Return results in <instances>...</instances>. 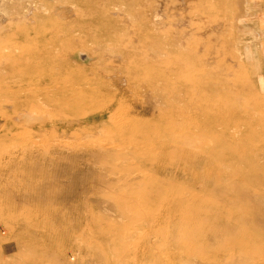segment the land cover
<instances>
[{
    "label": "rangeland",
    "instance_id": "374dc122",
    "mask_svg": "<svg viewBox=\"0 0 264 264\" xmlns=\"http://www.w3.org/2000/svg\"><path fill=\"white\" fill-rule=\"evenodd\" d=\"M0 264H264V0H0Z\"/></svg>",
    "mask_w": 264,
    "mask_h": 264
},
{
    "label": "bare ground",
    "instance_id": "6f19581e",
    "mask_svg": "<svg viewBox=\"0 0 264 264\" xmlns=\"http://www.w3.org/2000/svg\"><path fill=\"white\" fill-rule=\"evenodd\" d=\"M31 61V60H30ZM31 66V65H30ZM34 67H35V65H34ZM31 75H32V73H31ZM33 79V78H32ZM224 157V156H223ZM221 158V157H220Z\"/></svg>",
    "mask_w": 264,
    "mask_h": 264
}]
</instances>
